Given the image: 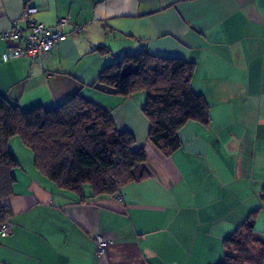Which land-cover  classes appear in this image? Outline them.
I'll use <instances>...</instances> for the list:
<instances>
[{
    "label": "crops",
    "instance_id": "obj_1",
    "mask_svg": "<svg viewBox=\"0 0 264 264\" xmlns=\"http://www.w3.org/2000/svg\"><path fill=\"white\" fill-rule=\"evenodd\" d=\"M26 6L47 25L70 24L37 61L4 58L0 38V93L21 110L76 93L95 101L146 148L149 175L114 195L85 188L81 200L43 177L24 148L5 201L12 230L0 236V264H217L223 239L254 209L264 238V0H0V33ZM142 50L195 62L191 88L210 106L209 124L187 122L169 156L148 141L144 92L90 86L105 66Z\"/></svg>",
    "mask_w": 264,
    "mask_h": 264
},
{
    "label": "trees",
    "instance_id": "obj_2",
    "mask_svg": "<svg viewBox=\"0 0 264 264\" xmlns=\"http://www.w3.org/2000/svg\"><path fill=\"white\" fill-rule=\"evenodd\" d=\"M95 49L110 52L105 45ZM194 71L191 60L142 50L105 66L90 86L123 97L144 92L141 110L150 124L148 141L169 156L180 147L178 131L187 122H210V106L191 88ZM13 136L31 151L43 177L81 200L85 188L91 196L114 195L149 175L146 148H135L133 134L119 130L110 111L95 101L76 93L54 108L21 110L0 93V224L11 213L5 201L13 194V171L19 166L8 146ZM259 198L264 206V191ZM258 210L223 239L225 256L217 264H264V238L255 233Z\"/></svg>",
    "mask_w": 264,
    "mask_h": 264
},
{
    "label": "built area",
    "instance_id": "obj_3",
    "mask_svg": "<svg viewBox=\"0 0 264 264\" xmlns=\"http://www.w3.org/2000/svg\"><path fill=\"white\" fill-rule=\"evenodd\" d=\"M37 8L26 6L17 19L12 20L10 28L0 33V38L7 43L4 58L28 57L37 61L55 44L65 38L64 27L70 24L68 17L57 19L53 25H47L37 19ZM80 31L79 26L73 27ZM12 230L9 220L0 224V236H7ZM106 241L102 235L97 236V255H101Z\"/></svg>",
    "mask_w": 264,
    "mask_h": 264
},
{
    "label": "rangeland",
    "instance_id": "obj_4",
    "mask_svg": "<svg viewBox=\"0 0 264 264\" xmlns=\"http://www.w3.org/2000/svg\"><path fill=\"white\" fill-rule=\"evenodd\" d=\"M11 150L13 151V153L15 154L16 157L22 159L23 153L21 151H23V149H27L20 141V139L18 138V136H13V140H11ZM25 151V150H24ZM17 158V159H18Z\"/></svg>",
    "mask_w": 264,
    "mask_h": 264
}]
</instances>
